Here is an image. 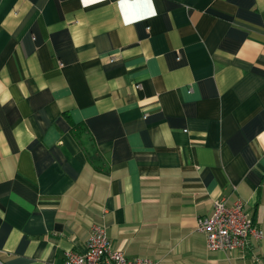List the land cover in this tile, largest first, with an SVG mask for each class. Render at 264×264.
I'll use <instances>...</instances> for the list:
<instances>
[{
	"label": "crops",
	"instance_id": "crops-1",
	"mask_svg": "<svg viewBox=\"0 0 264 264\" xmlns=\"http://www.w3.org/2000/svg\"><path fill=\"white\" fill-rule=\"evenodd\" d=\"M242 200L264 231V0H0V264H60L95 224L156 264L211 251Z\"/></svg>",
	"mask_w": 264,
	"mask_h": 264
},
{
	"label": "built area",
	"instance_id": "built-area-1",
	"mask_svg": "<svg viewBox=\"0 0 264 264\" xmlns=\"http://www.w3.org/2000/svg\"><path fill=\"white\" fill-rule=\"evenodd\" d=\"M197 228L206 234L211 251L245 249L253 241H260L264 231L256 225L252 214L242 200L229 204L216 200L211 214L199 217ZM60 264H156L148 257L130 258L112 247L106 226L92 227L84 252L66 250Z\"/></svg>",
	"mask_w": 264,
	"mask_h": 264
},
{
	"label": "trees",
	"instance_id": "trees-1",
	"mask_svg": "<svg viewBox=\"0 0 264 264\" xmlns=\"http://www.w3.org/2000/svg\"><path fill=\"white\" fill-rule=\"evenodd\" d=\"M254 220V219H253Z\"/></svg>",
	"mask_w": 264,
	"mask_h": 264
}]
</instances>
